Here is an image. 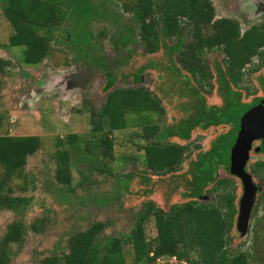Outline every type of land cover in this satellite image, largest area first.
Masks as SVG:
<instances>
[{"label":"rangeland","instance_id":"obj_1","mask_svg":"<svg viewBox=\"0 0 264 264\" xmlns=\"http://www.w3.org/2000/svg\"><path fill=\"white\" fill-rule=\"evenodd\" d=\"M92 1L104 3L112 9L110 14L114 11L122 14V21L131 26L122 31L117 41V25L111 18L102 15L90 20L88 26L97 42L91 58L104 55L109 59L108 67L76 59L74 50L64 42L69 39L65 27L72 25L67 17L54 33L48 54L34 65L22 62L23 47L8 44L12 27L2 11L5 2L0 0V57L8 60L0 72V135L16 138L36 135L39 139L37 149L26 154L22 163L7 166L0 162V174L5 173L8 180L6 193L24 198L16 203L15 209L0 210V239L12 222H22L27 227L22 240L8 243L6 264H43L46 256L67 251V240L72 233L98 220L105 223L100 238L123 237L132 229L137 212L147 198L163 207L201 198L200 191L203 188L211 190L215 181L206 178L208 170L203 171L197 163V153L205 154L211 141L219 137H228L231 142L234 133L231 132L232 124L227 122L213 120L207 126L202 123L192 126L193 116L204 112L206 118L212 120L214 110L228 108L224 83L235 90V98L245 109L251 105L252 108L264 106V63L260 55L246 64L235 86L227 81L223 51L215 48L205 51L202 59L211 76L202 89L180 65L178 52L184 46L175 48V37H161L155 52L145 50L131 12L123 11V3L131 4L133 0ZM212 2L215 18L232 17L239 21L241 31L252 24L264 23V0ZM190 40V29L186 28L181 41ZM86 68L92 75L86 85L79 86L75 81ZM136 85H144L159 100L163 112H152L150 116L160 129L166 127L168 140L187 147L181 167L174 172L155 175L145 167L144 151L137 144L144 141L140 136L142 127L135 123L110 133L111 159L99 155L100 137L106 134L108 123L105 122L102 131L95 132L93 118L97 120L98 117L95 113L112 89ZM135 115L129 112L128 119ZM185 131L187 137L183 134ZM72 134L77 138L74 141L69 140ZM62 149L68 151L69 184L57 178V169L63 159L57 155V150ZM252 150H256L253 145L248 155ZM258 157L251 154L250 160ZM21 159L22 156L18 158ZM251 161L247 164L251 171L248 192H254V200L247 232L241 235L237 222L234 223L228 243L230 252L246 250L255 254L259 241L253 227L258 223L264 226V167L255 173ZM228 170L219 165L213 171L211 167L213 175L232 180L239 211L245 205L246 194L242 195L244 189L239 177L229 175ZM126 175L131 177L125 180ZM203 195H207L204 199L212 201L216 192L206 191ZM145 231L148 238L156 234L151 217L145 222ZM256 232L257 236L264 237L262 232L257 229ZM126 250L130 260L131 249L127 246ZM156 264L178 263L163 257Z\"/></svg>","mask_w":264,"mask_h":264},{"label":"trees","instance_id":"obj_2","mask_svg":"<svg viewBox=\"0 0 264 264\" xmlns=\"http://www.w3.org/2000/svg\"><path fill=\"white\" fill-rule=\"evenodd\" d=\"M4 2L2 11L12 27L8 44L23 47L21 60L26 64H37L48 54L49 43L53 41L54 33L65 17L70 19L72 25L65 27L69 39H64V42L74 50L76 59L85 60L90 65H109V59L104 55L91 58L97 48L95 35L88 26L91 19L102 15L111 18L117 25V41L121 38L122 31L131 28L122 21V14L117 15L114 11V17V14L109 13L112 9L107 8L104 3L96 4L92 0ZM123 5V11H130L132 19L136 21L146 51H157L161 37H175V48L184 46L178 52L180 65L202 89L211 76L202 59L205 51L214 48L223 51L227 81L235 86L242 77L244 67L254 56L260 55L261 62L264 63V23L252 24L241 31L238 20L232 17L215 18L212 0H133L131 4ZM186 28L190 29L191 40L184 43L181 39ZM7 64L8 60L0 57V72ZM223 86H227L228 108L214 110L212 120L206 118L204 112L196 114L191 119L192 126L198 123L207 126L213 120L231 123L235 128L238 126L245 108L235 98V90L229 89L227 83ZM129 112H135V117L128 119ZM152 112L161 114L163 108L152 91L144 85L112 89L101 109L95 113L97 120L93 118L95 132L102 131L105 122L108 123L106 134L100 137L99 155L111 159L110 133L135 123L142 127L140 136L144 141H137V144L143 149L144 165L152 174L171 173L181 167L187 147L169 141L168 130L164 126L160 129L159 124L150 116ZM183 134L188 136L187 131ZM76 139L74 134L69 136L70 141ZM232 141L228 137H219L211 141L205 154L197 153V163H200L203 171L208 170L205 173L206 178L215 181L211 190L203 188L200 191L201 198L172 203L169 207L158 206L151 198H147L137 212L132 229L123 237L100 238L99 233L104 229L105 223L95 221L88 228L72 233L67 240V251L46 256L43 264H156L163 257L172 258L178 264H264V237L257 236L256 232L257 229L264 234L262 223L253 227L255 238L259 241L255 254L246 250L230 252L228 249L238 214L235 189L232 180L213 175L211 167L213 171L219 165L224 169L229 167L228 172L232 173L229 163V158L232 157ZM38 145L39 139L36 135L16 138L2 134L0 162L7 166L22 163L24 156L32 154ZM62 150H57V155L63 157L57 169V178L60 182L69 184L71 175L66 160L68 151ZM20 156L22 159L18 160ZM130 177L126 175L124 179ZM7 182V175L0 174V210L15 209L16 203L24 200L6 193ZM212 190L216 192L215 199H204L207 195L203 193ZM150 217L156 231L152 238H148L145 231V222ZM31 227L37 230L35 224ZM26 228L22 222L8 225L0 239V264L9 261L8 243L11 240H22ZM127 246L131 249L130 260Z\"/></svg>","mask_w":264,"mask_h":264},{"label":"water","instance_id":"obj_3","mask_svg":"<svg viewBox=\"0 0 264 264\" xmlns=\"http://www.w3.org/2000/svg\"><path fill=\"white\" fill-rule=\"evenodd\" d=\"M92 75L87 68L84 69L76 80V84L79 86L86 85L89 77ZM242 133L238 136L235 144L232 148L231 157V171L234 175H239L243 178V194H246L245 205L240 207L237 215V229L241 235L247 232V223L249 219L250 206L254 200V192H248L251 186L250 174L244 172L243 165L248 159V150L251 147V143L256 138L264 139V108L254 107L244 113L242 117ZM264 144V140H263ZM207 198V196H206Z\"/></svg>","mask_w":264,"mask_h":264},{"label":"flooded vegetation","instance_id":"obj_4","mask_svg":"<svg viewBox=\"0 0 264 264\" xmlns=\"http://www.w3.org/2000/svg\"><path fill=\"white\" fill-rule=\"evenodd\" d=\"M254 98V97H253ZM252 106L253 105H251V106H249L248 108L250 109V108H252ZM256 107H263L264 108V106H256ZM247 108V109H248ZM247 109H244V111H243V114H241V116H240V118H239V124H238V126L235 128V127H233V125L231 126L232 127V133H234L233 135V141H232V146L235 144V142H236V140H237V138H238V136L239 135H241V133H242V131H243V129H242V127L240 126V123H241V125H242V117H243V115H244V113H246L248 110ZM231 124V123H230ZM263 138H256V139H254L253 141H252V143H251V147H252V145L253 146H255L256 147V150H252V151H250L249 152V155H248V159L246 160V162H245V164L243 165V169H244V172H246V173H249L250 175H251V171L249 170V168H248V165L247 164H249L248 162H250L251 160H250V156H251V154H253V155H255V156H259L258 158H255V159H253L251 162H252V166H253V170H254V172L256 173V171H260L261 170V168L262 167H264V144H263ZM250 147V148H251ZM233 148V147H232ZM250 160V161H249ZM229 163H231V156H230V158H229ZM228 169H229V167H228ZM230 171V170H229ZM233 173H231V174H229V175H232ZM234 175V174H233ZM237 175V174H236ZM238 177H239V180H240V183H241V185H242V187H243V178L241 177V176H239V175H237ZM229 178V177H228ZM230 179V178H229ZM231 180V179H230ZM240 199V198H239ZM237 202V201H236ZM237 205H238V203H237Z\"/></svg>","mask_w":264,"mask_h":264},{"label":"built area","instance_id":"obj_5","mask_svg":"<svg viewBox=\"0 0 264 264\" xmlns=\"http://www.w3.org/2000/svg\"><path fill=\"white\" fill-rule=\"evenodd\" d=\"M175 258V257H174Z\"/></svg>","mask_w":264,"mask_h":264}]
</instances>
